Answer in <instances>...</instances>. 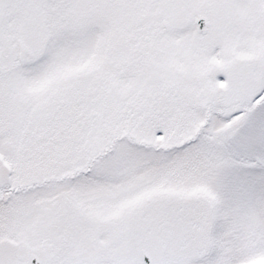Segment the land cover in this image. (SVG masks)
<instances>
[{
  "label": "snow or ice",
  "instance_id": "snow-or-ice-1",
  "mask_svg": "<svg viewBox=\"0 0 264 264\" xmlns=\"http://www.w3.org/2000/svg\"><path fill=\"white\" fill-rule=\"evenodd\" d=\"M0 264H264V0H0Z\"/></svg>",
  "mask_w": 264,
  "mask_h": 264
}]
</instances>
